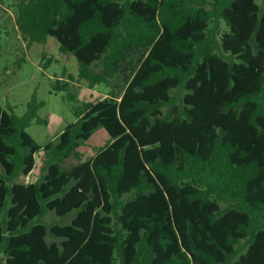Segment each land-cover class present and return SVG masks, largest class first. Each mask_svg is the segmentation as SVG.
<instances>
[{"label":"trees","instance_id":"trees-1","mask_svg":"<svg viewBox=\"0 0 264 264\" xmlns=\"http://www.w3.org/2000/svg\"><path fill=\"white\" fill-rule=\"evenodd\" d=\"M11 1L27 45L52 36L77 60V76L63 71L54 92L73 81L109 90L77 102L44 145L26 130L48 124L42 100L33 93L21 115L0 103L5 264H264V8ZM99 127L110 139L82 158ZM42 149V177L25 182ZM69 156L79 161L65 167Z\"/></svg>","mask_w":264,"mask_h":264},{"label":"rangeland","instance_id":"rangeland-1","mask_svg":"<svg viewBox=\"0 0 264 264\" xmlns=\"http://www.w3.org/2000/svg\"><path fill=\"white\" fill-rule=\"evenodd\" d=\"M10 2L12 3L11 0H6L3 11L0 12V103L4 106L9 103L14 113L21 115L33 93L38 100H42L44 105L39 108L38 115L48 117V124L33 122L26 130L38 143L44 145L50 140H56L66 124L75 119L73 106L77 102L98 100L109 88L104 83L89 88L83 81H73L69 91L54 92L52 84L63 71L77 76V60L72 54L61 52L52 36L44 44L33 42L27 45L16 29L14 9ZM255 2L260 9L264 8V0ZM68 92H72L77 100L68 98ZM109 139L105 129L99 127L84 145L78 147V151L82 158L92 156ZM44 153L42 149L35 154V166L24 178L25 182H33L42 177L41 161ZM78 161L74 156H69L62 163L68 167ZM70 217L71 214L60 217L48 213L46 220L63 223L68 222ZM0 264H5L2 254Z\"/></svg>","mask_w":264,"mask_h":264},{"label":"crops","instance_id":"crops-1","mask_svg":"<svg viewBox=\"0 0 264 264\" xmlns=\"http://www.w3.org/2000/svg\"><path fill=\"white\" fill-rule=\"evenodd\" d=\"M104 95H105V94H104ZM104 95H103V96H104Z\"/></svg>","mask_w":264,"mask_h":264}]
</instances>
